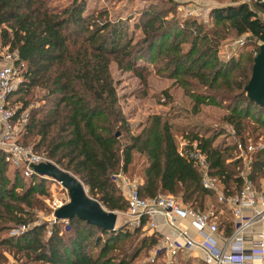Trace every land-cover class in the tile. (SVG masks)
I'll return each instance as SVG.
<instances>
[{"label":"trees","instance_id":"trees-1","mask_svg":"<svg viewBox=\"0 0 264 264\" xmlns=\"http://www.w3.org/2000/svg\"><path fill=\"white\" fill-rule=\"evenodd\" d=\"M84 9V0H0V49L15 55L23 76L8 95L13 117L39 102L28 110L19 142L72 174L109 211L126 209L113 176L128 173L137 159L142 198L167 194L194 210L207 207L213 191L202 186L198 155L225 195L239 189L243 176L264 191V109L244 91L258 45L241 53L246 41H264V7L255 0H227L211 7L205 19L183 16L172 0H153L114 19L105 10L84 14ZM238 38L237 51L223 59L222 42ZM141 58L182 90L184 112L222 107L220 120L230 133L199 122L179 124L177 115L165 113L146 116L132 132L109 64L142 81L144 68L136 63ZM162 93L171 104L167 90ZM237 144L244 150L259 146L245 153L246 175ZM46 196L41 177H24L0 151V264L9 255L10 264H189L180 256L166 263L159 254L148 259L156 235L139 237L138 228L105 231L77 217L66 228L61 221H39ZM13 228L16 233H10Z\"/></svg>","mask_w":264,"mask_h":264},{"label":"built area","instance_id":"built-area-1","mask_svg":"<svg viewBox=\"0 0 264 264\" xmlns=\"http://www.w3.org/2000/svg\"><path fill=\"white\" fill-rule=\"evenodd\" d=\"M195 11L193 7H181L183 16H195ZM235 43L241 44L242 39L238 38ZM2 57L0 151L4 161L18 167L24 177L37 175L45 178L47 176L33 171L35 164L44 161L42 157L30 146L22 145L17 140L24 129L28 112L25 109L13 117L7 99L22 82L23 76L20 68L14 64V54L4 52ZM18 125L22 128L17 129ZM257 148L259 146L249 144L244 150L240 144L236 145L242 161L247 160L245 153ZM196 158V164L203 170L202 186L215 194L214 204L203 210H194L180 199L167 194L158 193L153 197L142 198L137 193V181L126 179L121 174L116 175L124 181L122 191L127 204L123 212L125 222L147 235H156L147 258L152 260L159 254L166 263L178 255L195 253L203 264H264V191L252 187L243 176L239 189L225 195L216 182L205 174L201 155ZM43 200L49 209L46 221L49 224L61 221L66 228L67 220L53 217V211L61 206V200L55 197Z\"/></svg>","mask_w":264,"mask_h":264},{"label":"rangeland","instance_id":"rangeland-1","mask_svg":"<svg viewBox=\"0 0 264 264\" xmlns=\"http://www.w3.org/2000/svg\"><path fill=\"white\" fill-rule=\"evenodd\" d=\"M52 1L53 2L55 1V3H64L68 0H52ZM150 1L153 0H130V1L129 0H84L85 9L83 13L86 14L93 10H105L106 13L108 14V17L114 19L118 14L125 15L130 10L136 11L142 8L143 6L147 5ZM244 1H248V0H244ZM175 2H177L178 11L181 12V7L184 8L187 6L193 7L196 8L195 16L202 17L205 19L207 15V9L209 6L223 5L227 2V0H176ZM261 16L264 19V15L262 14ZM132 32L134 33L135 38L137 37V35H139L138 30H134ZM258 44L259 42L255 40L252 42L246 41V44H244L241 48V53H243L244 55L245 52L250 51V49L257 46ZM236 45L237 44L232 39L228 41H223L221 44V54H220L221 57L225 59L228 56V54L237 51ZM3 54H4L3 50L0 49V65L2 64L1 62H3L2 61ZM136 63L143 65L144 69H142L141 76L144 77V80L142 81H140L139 78L135 76L131 70H119L114 61H112L109 64V71L115 84L118 103L123 111V114L125 115L127 121L130 124L132 132H137L140 129V125L141 123H143L146 116L150 114L165 113L166 115H168V117H171V119H173V117L177 115L174 121L179 124L181 123L190 124L191 122L192 123L199 122L206 125L208 129H210L211 131L218 132L219 130H221L223 132L230 133L229 130L230 128L224 125V123L220 120V117L225 112V110L222 107L203 105L200 107L199 112L197 114L190 115L189 113L184 112L182 107L185 103L184 102L185 98L180 88L176 87L175 85L172 86L173 80L169 78L160 77L154 74L152 64L148 63L147 59L141 58L137 60ZM163 90H167L168 94L170 95L172 100L171 104L165 102L167 99L162 93ZM35 94L39 96L41 92L36 90ZM7 100L9 105V99ZM38 103H39L38 101L33 102L27 106L26 111L28 112V115H29L28 110L33 106L37 105ZM16 105L18 104H14V107H16ZM21 128L20 125L17 126V129H21ZM24 132L25 130L23 129V131L19 134V137L17 139L18 142L19 139H21V136ZM220 137L221 136L217 137V141L220 139ZM180 140L181 138L178 139V141ZM41 157H42L41 160H44L43 162L49 161L43 156ZM49 162L52 163L51 161ZM246 163L247 160L242 161V169L240 171L242 175H246L248 171L246 169ZM139 164H140V160L137 159L133 169L131 168L128 173L122 176L126 179L135 180L138 182L140 178L138 177V172L134 170L139 169ZM42 179L44 180V185L47 191V196L44 197L45 199L47 198L50 199L52 197L58 198L61 200V206L65 202H67L68 197L66 191L60 185L59 182L51 179L50 177H45ZM113 180L116 182L119 189H122L124 191L122 187L124 181L122 180V178L116 177L115 175L113 176ZM263 181H264L263 179L260 180V183L262 184ZM211 202H215L214 192L208 199L207 205H210L209 203ZM42 204H43L42 208L37 211L36 216L39 221H46V217L49 214V209L46 203L44 202V200L42 201ZM123 212L124 210L117 211L115 228L122 225H126L127 228L132 229L131 226L129 225L130 226L129 227L125 222L126 221L124 218L125 214ZM10 233H14V228L10 230ZM144 233L145 232L139 231L137 235L141 237L142 235L146 234ZM178 256H180L182 260H187L189 264H196L199 263L200 261V259L195 253L189 255H183V256L178 255ZM7 257H8L7 264H10V262L13 259L11 258L10 255ZM176 258L177 257H175V259ZM138 259L137 260L141 262L145 261L144 256H139Z\"/></svg>","mask_w":264,"mask_h":264},{"label":"water","instance_id":"water-1","mask_svg":"<svg viewBox=\"0 0 264 264\" xmlns=\"http://www.w3.org/2000/svg\"><path fill=\"white\" fill-rule=\"evenodd\" d=\"M255 1L264 7V1ZM244 91L250 100L264 109V41L258 44ZM33 171L59 182L66 191L67 202L53 211L55 219L68 220L77 217L105 231L115 229L116 212L105 210L98 201L87 195L82 183L72 174L49 161L34 165Z\"/></svg>","mask_w":264,"mask_h":264},{"label":"crops","instance_id":"crops-1","mask_svg":"<svg viewBox=\"0 0 264 264\" xmlns=\"http://www.w3.org/2000/svg\"><path fill=\"white\" fill-rule=\"evenodd\" d=\"M215 6V5H214ZM214 6H209L208 7V9H207V12H208V10L211 8V7H214ZM3 50V49H2ZM3 52H4V50H3ZM3 62H4V60H2ZM3 62H1V63H3Z\"/></svg>","mask_w":264,"mask_h":264}]
</instances>
